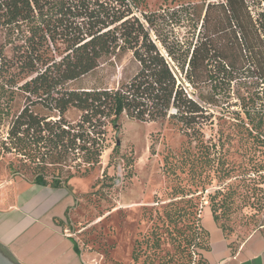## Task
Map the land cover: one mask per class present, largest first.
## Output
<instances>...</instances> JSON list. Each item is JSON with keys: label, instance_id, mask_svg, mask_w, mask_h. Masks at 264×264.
Segmentation results:
<instances>
[{"label": "trees", "instance_id": "obj_1", "mask_svg": "<svg viewBox=\"0 0 264 264\" xmlns=\"http://www.w3.org/2000/svg\"><path fill=\"white\" fill-rule=\"evenodd\" d=\"M254 2L177 4L191 31L170 39L162 31L167 9L145 11L139 0H0V124L7 121L0 152L15 155V170L33 184L59 188L100 164L108 128L122 116L166 120L199 137L232 87L264 93V9L253 12ZM125 52L137 67L115 87L67 86ZM256 96L237 95L250 123ZM70 109L78 112L73 121ZM258 117L254 128L264 132ZM186 248L185 264H210L208 229Z\"/></svg>", "mask_w": 264, "mask_h": 264}, {"label": "rangeland", "instance_id": "obj_2", "mask_svg": "<svg viewBox=\"0 0 264 264\" xmlns=\"http://www.w3.org/2000/svg\"><path fill=\"white\" fill-rule=\"evenodd\" d=\"M203 1L209 0H139V9L169 10L162 20L163 33L184 39L191 30L177 4ZM254 1L253 12L264 9V0ZM136 67L131 53L125 52L67 86L115 87ZM236 88L210 108L211 119L197 138L185 136L166 120L122 116L116 129L108 128L100 164L74 175L64 187L73 202L57 222L87 262L185 264L192 234L203 228L212 231V216L232 250L256 231L264 235V132L263 126L254 128L264 114V93ZM238 94L261 97L248 106L253 123L245 118ZM77 116L74 109L66 113L71 121ZM6 130L7 121L0 124V139ZM15 168V155L0 152V207L36 196L39 186L29 173Z\"/></svg>", "mask_w": 264, "mask_h": 264}, {"label": "crops", "instance_id": "obj_3", "mask_svg": "<svg viewBox=\"0 0 264 264\" xmlns=\"http://www.w3.org/2000/svg\"><path fill=\"white\" fill-rule=\"evenodd\" d=\"M38 186L36 196L0 207V244L19 264H92L75 251L72 238L56 222L72 204L71 192ZM211 228L210 250L205 253L210 264H264V235L259 231L232 251L214 221Z\"/></svg>", "mask_w": 264, "mask_h": 264}, {"label": "water", "instance_id": "obj_4", "mask_svg": "<svg viewBox=\"0 0 264 264\" xmlns=\"http://www.w3.org/2000/svg\"><path fill=\"white\" fill-rule=\"evenodd\" d=\"M118 144V142H117ZM0 264H19L13 259H11L8 255H6L2 249H0Z\"/></svg>", "mask_w": 264, "mask_h": 264}]
</instances>
